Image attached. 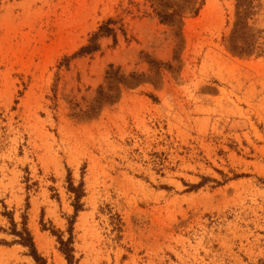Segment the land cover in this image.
<instances>
[{"label": "rangeland", "instance_id": "374dc122", "mask_svg": "<svg viewBox=\"0 0 264 264\" xmlns=\"http://www.w3.org/2000/svg\"><path fill=\"white\" fill-rule=\"evenodd\" d=\"M5 214L48 264H264V0H0V264H34Z\"/></svg>", "mask_w": 264, "mask_h": 264}, {"label": "trees", "instance_id": "16d2710c", "mask_svg": "<svg viewBox=\"0 0 264 264\" xmlns=\"http://www.w3.org/2000/svg\"><path fill=\"white\" fill-rule=\"evenodd\" d=\"M202 3H200L199 7L194 11V15H196L199 11L200 6ZM174 16H177L176 12L174 11L170 15L164 16L167 19H172ZM118 21H115L113 19H108L106 22H104L102 25L99 26L97 31L93 33L88 40L87 45L81 47L78 52H76L71 58H65L63 61L59 64V68L62 66L68 67L69 63L73 59L82 58L86 56L93 55L100 51V44L99 41L102 38H112L114 44H117V32L120 31V33L125 37L126 33L125 30ZM238 26V25H237ZM152 64V62H149ZM113 66L108 67V72L106 73L107 78L106 79H114L118 83H124L127 84V79L124 76H117V71L112 73ZM129 79V77H128ZM203 182L198 184L197 186H191V189H198L203 186ZM69 186L68 191L74 195L75 197V212H78L80 210V200L84 196V192L82 189V186L74 187L72 184V181L68 180ZM6 217H8L9 222L11 224V231L10 234L16 238V240L13 242V244L20 245L23 248H25L28 251V256L33 260L34 264H48L46 259H44L41 255L38 254L33 238L31 236L30 231L27 228V225L25 222L22 223L21 229L18 230L16 224L13 221V218L11 214H5ZM58 243H59V251L63 255L66 264H76V260L74 257V250L72 247V237L70 234V237L67 241H63L60 236H58Z\"/></svg>", "mask_w": 264, "mask_h": 264}]
</instances>
